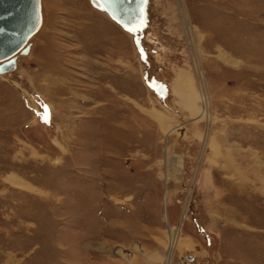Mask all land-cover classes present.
<instances>
[{
	"label": "rangeland",
	"instance_id": "obj_1",
	"mask_svg": "<svg viewBox=\"0 0 264 264\" xmlns=\"http://www.w3.org/2000/svg\"><path fill=\"white\" fill-rule=\"evenodd\" d=\"M41 7L0 75V264H264V0H151L140 38Z\"/></svg>",
	"mask_w": 264,
	"mask_h": 264
},
{
	"label": "water",
	"instance_id": "obj_2",
	"mask_svg": "<svg viewBox=\"0 0 264 264\" xmlns=\"http://www.w3.org/2000/svg\"><path fill=\"white\" fill-rule=\"evenodd\" d=\"M90 1L138 38L150 25L151 0ZM42 22L41 0H0V75L16 70L19 55L30 53Z\"/></svg>",
	"mask_w": 264,
	"mask_h": 264
},
{
	"label": "bare ground",
	"instance_id": "obj_3",
	"mask_svg": "<svg viewBox=\"0 0 264 264\" xmlns=\"http://www.w3.org/2000/svg\"><path fill=\"white\" fill-rule=\"evenodd\" d=\"M95 8H97V7H95ZM97 9H98V8H97ZM99 10H100V11H104V10H101V9H99ZM109 17H110V16H109ZM110 18H111V17H110ZM111 19H112V18H111ZM112 20L115 21V22H116L117 24H119L120 26H122V25H121L119 22H117L115 19H112ZM19 56H20V55H19ZM223 59H224V58H223ZM223 59H222V60H223ZM225 61L227 62V61H229V60H225ZM10 72H11V71H10ZM10 72H8V73H10ZM8 73H6V74H8ZM4 75H5V74H4ZM154 112H155L156 114H158L160 118H162V119L164 118V117H162L161 114H159L158 112H156V111H154ZM211 147L213 148V150H214L215 152L218 150V146H217L215 140L212 141V145H211ZM167 156H168V155H167ZM15 179H16V178H10L11 181H15ZM17 181H18V180H17ZM17 181H16V182H17ZM19 182H20V180H19ZM17 183H18V182H17ZM18 184H19V183H18ZM172 238H174V236L171 237V239H172ZM179 241H180V240H179ZM185 243H186V242H185ZM167 261H170V256H168Z\"/></svg>",
	"mask_w": 264,
	"mask_h": 264
},
{
	"label": "flooded vegetation",
	"instance_id": "obj_4",
	"mask_svg": "<svg viewBox=\"0 0 264 264\" xmlns=\"http://www.w3.org/2000/svg\"><path fill=\"white\" fill-rule=\"evenodd\" d=\"M13 71H11L10 73H12ZM10 73H8V74H10Z\"/></svg>",
	"mask_w": 264,
	"mask_h": 264
}]
</instances>
